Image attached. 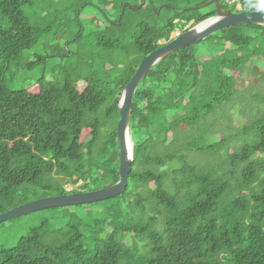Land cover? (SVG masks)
<instances>
[{
  "label": "trees",
  "instance_id": "trees-1",
  "mask_svg": "<svg viewBox=\"0 0 264 264\" xmlns=\"http://www.w3.org/2000/svg\"><path fill=\"white\" fill-rule=\"evenodd\" d=\"M208 1L77 0L27 15L37 0H0V214L118 181L121 92L148 53L216 14L214 4L193 8ZM216 1L228 12L264 13L256 0ZM81 10L96 15L88 31ZM54 26L68 33L56 53L68 68L36 93L18 87L9 66L44 63L37 55L27 65L21 60ZM82 38L88 54L78 50ZM200 43L208 61L200 65L195 45L179 49L136 88L125 191L46 209L67 210L58 227L43 220L13 247L0 248V264H264V26H232ZM250 63L261 108L237 129L212 132L237 94L228 71L241 73ZM232 142L238 145L229 151ZM78 183V190L64 188Z\"/></svg>",
  "mask_w": 264,
  "mask_h": 264
},
{
  "label": "rangeland",
  "instance_id": "rangeland-1",
  "mask_svg": "<svg viewBox=\"0 0 264 264\" xmlns=\"http://www.w3.org/2000/svg\"><path fill=\"white\" fill-rule=\"evenodd\" d=\"M38 6L36 8H25L24 11L27 15L32 13H37L40 15L42 10H58L62 11L68 7L69 3H75L77 0H37ZM82 20L85 24V29L88 31L90 26L88 25L89 18L96 16L94 13H90L86 10L80 11ZM94 15V16H93ZM96 18V17H95ZM48 22V19L45 23L41 24V27ZM39 23V22H37ZM35 23V26L38 24ZM56 26V25H55ZM52 27L51 30L42 33V35L37 39L36 43L32 48L23 53L22 64L27 65L30 62L34 61V56L44 57V63H38L34 67L30 68H21L16 70L15 64L9 66V71L12 74H16L19 78V84H16L18 87H23L29 89L31 92L36 93L40 90L42 82L49 81L56 77H62L63 70L68 68V58H61L56 55V53H61L62 49L65 48L66 40L68 39V33L63 32L59 27ZM55 35H57L55 37ZM175 33L171 35L174 37ZM78 50L82 54H88L87 48L84 46V38L81 39V42L78 45ZM196 55L200 61V65L204 61H208L210 57V52L207 50V45L205 43H199L195 45ZM0 59V64H1ZM258 63H261L260 61ZM14 65V66H13ZM257 68L255 63H250L248 67H245L241 73H236L234 71H228V74H231L237 84V94L235 100L226 105L222 106L224 108L226 120H222L212 127V132L221 133L226 129L230 128V131L234 128L237 129L241 123L246 122L252 116V112L255 109H260L261 105L257 103V98H253L252 93L257 90L256 86V75L254 70ZM7 75H9L7 73ZM8 79V78H7ZM8 84L10 81H7ZM15 84L12 85V87ZM15 85V86H16ZM180 129V128H179ZM176 129L177 131L179 130ZM187 130V129H186ZM188 131V130H187ZM191 131V130H190ZM188 131V133L190 132ZM238 145V142H232L229 145L228 150H233ZM69 176L61 177L62 179H68ZM60 178V179H61ZM62 183H64L62 181ZM78 185L64 184V188L67 191L78 190ZM67 210V209H65ZM65 210H41L37 212H32L27 215L20 216L13 220L5 221L0 223V248H9L13 247L18 240L25 236L28 231L37 226V224L43 220H47L51 225L52 229L58 227L61 221V214ZM71 212L81 211V208H68ZM56 233L49 234L46 237L47 244H51Z\"/></svg>",
  "mask_w": 264,
  "mask_h": 264
},
{
  "label": "water",
  "instance_id": "water-1",
  "mask_svg": "<svg viewBox=\"0 0 264 264\" xmlns=\"http://www.w3.org/2000/svg\"><path fill=\"white\" fill-rule=\"evenodd\" d=\"M210 4L215 5L216 14L214 16L195 24L148 53L147 56L140 62L134 75L124 86L118 101L119 120L116 126L120 154L118 181L106 188L62 194L59 196H49L19 205L11 208L5 213H1L0 223L32 212L50 208L91 204L111 199L125 191L127 178L131 171V164L133 160V143L129 132L131 104L136 88L141 80L146 76L148 71L169 54L179 49L196 45L217 31L232 26L246 24L264 26V13L261 11L228 12L223 10L219 2L216 0H210L202 6L193 8L204 7Z\"/></svg>",
  "mask_w": 264,
  "mask_h": 264
},
{
  "label": "built area",
  "instance_id": "built-area-1",
  "mask_svg": "<svg viewBox=\"0 0 264 264\" xmlns=\"http://www.w3.org/2000/svg\"><path fill=\"white\" fill-rule=\"evenodd\" d=\"M258 3H260V5H261V7H262V9H264V0H256ZM229 4H234V3H237L238 2V0H228L227 1ZM236 7L239 9L240 8V6L237 4L236 5ZM179 33H175V36L176 35H178ZM174 36V37H175Z\"/></svg>",
  "mask_w": 264,
  "mask_h": 264
}]
</instances>
